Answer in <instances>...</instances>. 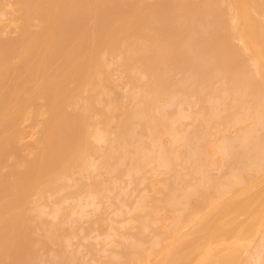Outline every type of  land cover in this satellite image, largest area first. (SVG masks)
<instances>
[{
  "label": "bare ground",
  "instance_id": "obj_1",
  "mask_svg": "<svg viewBox=\"0 0 264 264\" xmlns=\"http://www.w3.org/2000/svg\"><path fill=\"white\" fill-rule=\"evenodd\" d=\"M12 5L0 264H264V0Z\"/></svg>",
  "mask_w": 264,
  "mask_h": 264
},
{
  "label": "rangeland",
  "instance_id": "obj_2",
  "mask_svg": "<svg viewBox=\"0 0 264 264\" xmlns=\"http://www.w3.org/2000/svg\"><path fill=\"white\" fill-rule=\"evenodd\" d=\"M6 2H8V0L7 1H4L3 3H2V5H1V7H0V15H2V17L0 18V22H2V23H4V24H1V25H3L2 27V29L4 30V25L6 26L5 27V31L7 32V33H4V31L2 30V35H4L3 37H5V38H16V36H17V32H16V29H15V25H16V23L17 22H14V16H12L11 15V11H12V9L14 8L13 7V5H12V2H13V0H9V2H10V4H8V3H6ZM4 5H5V7H4ZM7 5V6H6ZM10 5V6H9ZM4 7V8H3ZM13 7V8H12ZM4 11H3V10ZM6 9V10H5ZM2 11V12H1ZM3 12L5 13V14H3ZM254 17H255V19L256 18H258V20L257 21H260V17H258V16H256V15H254ZM2 19V20H1ZM32 30H36V28H32ZM234 44H236L237 45V47H238V50L240 51L241 50V48H242V46H241V44H240V41L238 40V42H236V40H235V43ZM240 44V45H239ZM111 70H113V72H111L110 73V75H113L114 73L115 74H117L118 72H116V70L114 69V68H112ZM113 73V74H112ZM114 74V76H116ZM118 75V74H117ZM111 78H113V77H111ZM117 78V77H116ZM116 78H115V80H116ZM27 121V122H26ZM26 121H22V125H21V127L22 128H24V129H26V131L29 133V135L27 136L26 135V137H25V142L27 141V142H29L34 136H35V132L36 131H38V129H39V125H37V124H35V123H33V122H31V121H28V120H26ZM35 126H37V127H35ZM29 129V130H28ZM29 138V139H28ZM26 139H28V140H26ZM54 199V198H53ZM40 235V232L39 231H35V236L36 237H38ZM89 239V238H88ZM88 239H86V241H84V240H80V241H77V240H73V241H71L72 243V248L73 249H76V250H78V253H77V255H78V257H79V259L80 260H86V259H89V257L86 255L87 254V250L84 248V247H80V245L82 244V245H85L87 242H89V241H92V240H88ZM120 239H118V238H116V239H114V240H111V242H116V241H119ZM79 246V247H78ZM104 256H105V253L103 252V251H100L99 253H98V260L99 261H102V259L104 258ZM101 258V259H100Z\"/></svg>",
  "mask_w": 264,
  "mask_h": 264
}]
</instances>
